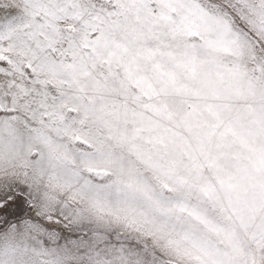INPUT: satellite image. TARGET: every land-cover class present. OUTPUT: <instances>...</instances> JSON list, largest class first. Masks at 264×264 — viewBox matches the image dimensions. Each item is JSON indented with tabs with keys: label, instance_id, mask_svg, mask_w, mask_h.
<instances>
[{
	"label": "snow or ice",
	"instance_id": "snow-or-ice-1",
	"mask_svg": "<svg viewBox=\"0 0 264 264\" xmlns=\"http://www.w3.org/2000/svg\"><path fill=\"white\" fill-rule=\"evenodd\" d=\"M0 264H264V0H0Z\"/></svg>",
	"mask_w": 264,
	"mask_h": 264
}]
</instances>
